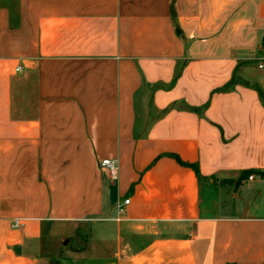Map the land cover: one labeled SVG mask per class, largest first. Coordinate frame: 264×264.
<instances>
[{
    "label": "crops",
    "instance_id": "crops-1",
    "mask_svg": "<svg viewBox=\"0 0 264 264\" xmlns=\"http://www.w3.org/2000/svg\"><path fill=\"white\" fill-rule=\"evenodd\" d=\"M263 38L264 0H0V264H264Z\"/></svg>",
    "mask_w": 264,
    "mask_h": 264
},
{
    "label": "rangeland",
    "instance_id": "rangeland-1",
    "mask_svg": "<svg viewBox=\"0 0 264 264\" xmlns=\"http://www.w3.org/2000/svg\"><path fill=\"white\" fill-rule=\"evenodd\" d=\"M48 228L49 232L54 233V238L52 239L50 235H48L49 237V243H51V245H53L52 249L54 251V253L56 254V256H58L60 250H67L69 249L73 244L74 241L77 243H79V239L77 238V229L73 228V227H65V228H61L60 224H55V223H51L49 225V227L45 226L44 230ZM83 231L86 232H94V228L93 226H83ZM95 238V236H94ZM45 243L46 240H45ZM48 243V244H49ZM54 264H60V262H58L57 260L54 261Z\"/></svg>",
    "mask_w": 264,
    "mask_h": 264
},
{
    "label": "built area",
    "instance_id": "built-area-1",
    "mask_svg": "<svg viewBox=\"0 0 264 264\" xmlns=\"http://www.w3.org/2000/svg\"><path fill=\"white\" fill-rule=\"evenodd\" d=\"M260 60L262 61L260 64H259V67L260 68H263L264 67V52L262 53L261 57H260ZM20 68L18 67L17 70H19ZM101 167L110 174V176L112 178H116V175H117V170H118V167H119V163H118V159H103L101 161ZM255 178V175L254 174H250L248 176V179H254ZM130 202V199H125L124 200V205L128 204ZM124 205H119L118 206V212L119 213H123L124 211ZM24 223L22 221V219L20 218H16L14 221H13V226L15 227H19V226H22Z\"/></svg>",
    "mask_w": 264,
    "mask_h": 264
},
{
    "label": "trees",
    "instance_id": "trees-1",
    "mask_svg": "<svg viewBox=\"0 0 264 264\" xmlns=\"http://www.w3.org/2000/svg\"><path fill=\"white\" fill-rule=\"evenodd\" d=\"M262 46L264 47V38H263V42H262ZM250 174H255V172L253 170H245L242 175H241V179H245L248 178V176ZM257 174V173H256ZM261 175H264V173H259Z\"/></svg>",
    "mask_w": 264,
    "mask_h": 264
}]
</instances>
